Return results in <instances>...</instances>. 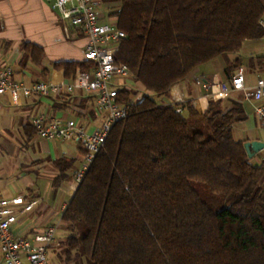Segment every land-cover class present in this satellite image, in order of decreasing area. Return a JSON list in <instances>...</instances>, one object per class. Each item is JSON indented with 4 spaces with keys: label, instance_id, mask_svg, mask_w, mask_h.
Returning <instances> with one entry per match:
<instances>
[{
    "label": "trees",
    "instance_id": "trees-1",
    "mask_svg": "<svg viewBox=\"0 0 264 264\" xmlns=\"http://www.w3.org/2000/svg\"><path fill=\"white\" fill-rule=\"evenodd\" d=\"M112 1L126 34L116 60L139 89L120 92L131 114L63 213L64 254L76 264H264V161L254 165L234 138L242 103L210 100L200 115L191 105L177 114L170 101L198 68L264 37V0ZM21 52L45 59L30 43ZM227 60L230 75L239 63ZM77 67L52 64L68 80Z\"/></svg>",
    "mask_w": 264,
    "mask_h": 264
},
{
    "label": "crops",
    "instance_id": "crops-1",
    "mask_svg": "<svg viewBox=\"0 0 264 264\" xmlns=\"http://www.w3.org/2000/svg\"><path fill=\"white\" fill-rule=\"evenodd\" d=\"M101 1L102 20L115 25L111 14L117 3ZM67 25L45 0H0V69L11 67L14 79L27 84L70 81L65 70L53 69L52 64H78L76 75L83 66L87 39L74 28H69L67 38ZM24 43L44 50L41 65L24 59L21 52ZM234 61L244 68L247 85H255L264 76V37L247 41ZM45 69L50 72L46 73ZM225 70L219 74L205 66L198 68L184 83L173 87L170 101L184 99L203 115L209 107L206 98L209 84L227 82L235 71L228 75ZM231 99L240 101L246 114V120L233 129L235 140L244 144L264 143V129L252 105L244 101L241 94H234ZM39 114L84 121L88 131L99 129L105 120V116L98 113L93 98L81 92L60 97L33 96L24 99L20 107L13 106L7 96H0V193L8 199L21 196L27 204L34 203L32 210L22 215L13 227L17 234L28 237L62 220L77 191L75 175L83 163V152L76 143L47 142L37 136L31 129V121ZM60 160L71 166L58 167L56 163ZM251 160L254 165H260L264 161V150ZM59 231L49 252L48 264H76L58 249L66 237V232Z\"/></svg>",
    "mask_w": 264,
    "mask_h": 264
},
{
    "label": "built area",
    "instance_id": "built-area-1",
    "mask_svg": "<svg viewBox=\"0 0 264 264\" xmlns=\"http://www.w3.org/2000/svg\"><path fill=\"white\" fill-rule=\"evenodd\" d=\"M58 12L60 19L69 28L80 31L87 39L83 66L75 77L67 82L55 84L37 82L27 84L14 79L11 67L0 69V96H7L13 106L20 107L24 99L33 96L60 97L81 92L92 97L98 113L105 116L101 127L94 131L86 129L84 121L53 118L45 114L35 116L31 125L37 136L47 142L76 143L83 152V163L75 175L78 188L84 181L97 156L104 149L113 128L131 114V105L122 102L120 92L126 88L138 90V84L126 65L116 60L120 43L126 38L124 31L101 17V0H45ZM264 29V15L260 22ZM206 97L216 103L225 102L234 94L253 107L255 116L264 129V76L255 85L246 83L243 67H238L227 82L212 81ZM140 95L135 99L137 101ZM176 113L183 114L189 105L182 99L171 101ZM34 203L27 204L18 196L8 199L0 193V264H48V255L57 241L61 221L44 228L32 237L17 234L13 227L22 215L32 210Z\"/></svg>",
    "mask_w": 264,
    "mask_h": 264
},
{
    "label": "rangeland",
    "instance_id": "rangeland-1",
    "mask_svg": "<svg viewBox=\"0 0 264 264\" xmlns=\"http://www.w3.org/2000/svg\"><path fill=\"white\" fill-rule=\"evenodd\" d=\"M241 52V51H240ZM239 52V53H240ZM238 53V54H239ZM238 54H235V55H230L228 58H224V57H222V58H218V59H216L215 61H213V62H211L210 64H208V65H206L205 66V69H212L214 72H217V73H219V74H221L222 72H224V70L227 68V66H228V60L227 59H229V61L230 62H233V60L235 59V57L238 55ZM60 232V231H59ZM63 233V232H62ZM62 244V243H61ZM58 249H61L62 251H63V249H62V246L60 247V248H58ZM60 251V250H59Z\"/></svg>",
    "mask_w": 264,
    "mask_h": 264
},
{
    "label": "water",
    "instance_id": "water-1",
    "mask_svg": "<svg viewBox=\"0 0 264 264\" xmlns=\"http://www.w3.org/2000/svg\"><path fill=\"white\" fill-rule=\"evenodd\" d=\"M249 159H253L257 154L264 150V143L259 141L247 142L244 144Z\"/></svg>",
    "mask_w": 264,
    "mask_h": 264
}]
</instances>
